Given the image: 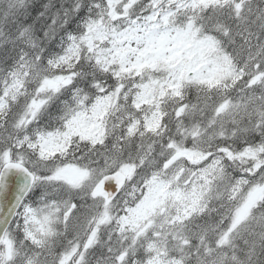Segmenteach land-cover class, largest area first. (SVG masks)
<instances>
[{
	"label": "snow or ice",
	"instance_id": "6c2138e0",
	"mask_svg": "<svg viewBox=\"0 0 264 264\" xmlns=\"http://www.w3.org/2000/svg\"><path fill=\"white\" fill-rule=\"evenodd\" d=\"M0 264H264V0H0Z\"/></svg>",
	"mask_w": 264,
	"mask_h": 264
}]
</instances>
